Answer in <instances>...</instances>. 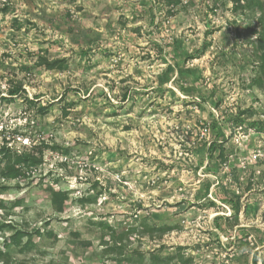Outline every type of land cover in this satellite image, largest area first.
<instances>
[{
	"label": "rangeland",
	"instance_id": "374dc122",
	"mask_svg": "<svg viewBox=\"0 0 264 264\" xmlns=\"http://www.w3.org/2000/svg\"><path fill=\"white\" fill-rule=\"evenodd\" d=\"M247 1L0 0V148L41 159L0 177V264H264V41Z\"/></svg>",
	"mask_w": 264,
	"mask_h": 264
},
{
	"label": "trees",
	"instance_id": "16d2710c",
	"mask_svg": "<svg viewBox=\"0 0 264 264\" xmlns=\"http://www.w3.org/2000/svg\"><path fill=\"white\" fill-rule=\"evenodd\" d=\"M234 3H235L234 7L237 9V7L240 6V0H234ZM244 6L256 7L258 10L261 11V15L259 17V25H260L261 30L259 32L254 30L253 32L258 33L260 40L264 41V4L262 3L261 0H248L247 4H244ZM4 7H6V5ZM260 61H261V64H264V52L261 54ZM65 62H66L65 59H59V58L48 59L47 57H43V56H40L37 59L38 65L43 66L45 69H48V70H53V69L62 70L65 67ZM257 82H260L259 76L257 78ZM18 93H19V88H13L9 90L10 96H14ZM232 124H233L232 125L233 129H235L236 127H242L244 125V119H242L240 116H236L233 119ZM256 125L257 123L255 122L250 123V126L255 127ZM0 152L3 156V161H1L0 163V177L2 179H7V180L17 179L22 175L23 168L25 166L29 167L31 164H36V163L41 162L40 158L36 157L34 154L30 152L29 153L22 152V153L15 154V153H11L10 150L5 146L0 148ZM222 154H223V150L220 151L221 156ZM64 196H65V193L63 192L52 191L53 202L57 205L59 210H62V202H63L62 200L64 199ZM224 200L231 203V206L235 212L238 211L239 202L232 203L233 201L231 199H227V197ZM146 228L151 229L149 225H146ZM2 229H4V227L0 226V230ZM156 230L161 235L170 229L169 227H159V228H156ZM22 236L23 235L19 231H17L11 238V244H18ZM112 237L114 239V248H119L117 247V245L120 246L119 245L121 243L120 240L122 239V236L120 235V231H116L115 229H113ZM11 244L6 243L5 245L7 248H9ZM2 254L3 253L0 251V257ZM3 260H4V264H8V262L5 259ZM254 260L256 261V258H254ZM149 261H150V264H164L165 258H161L159 255L153 253L152 255H150ZM119 264H122L121 260ZM138 264H142V263L138 262Z\"/></svg>",
	"mask_w": 264,
	"mask_h": 264
}]
</instances>
